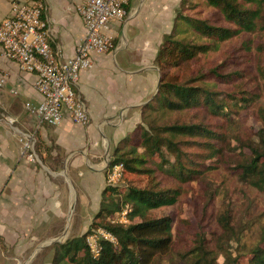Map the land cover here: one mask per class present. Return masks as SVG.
I'll return each mask as SVG.
<instances>
[{
    "label": "trees",
    "instance_id": "16d2710c",
    "mask_svg": "<svg viewBox=\"0 0 264 264\" xmlns=\"http://www.w3.org/2000/svg\"><path fill=\"white\" fill-rule=\"evenodd\" d=\"M155 65L158 90L109 161L123 164L122 182L143 177L145 185H106L89 229L55 244L51 264H164L175 251L174 219L157 213L220 168L264 193V0H181ZM245 116L260 129L242 131ZM126 210L128 223L115 222ZM229 214L219 219L221 234L196 232L184 264H240L245 254L248 264H264V226L246 253L225 249L241 242ZM98 229L114 241L101 237L94 255L87 237Z\"/></svg>",
    "mask_w": 264,
    "mask_h": 264
},
{
    "label": "crops",
    "instance_id": "0c3cea01",
    "mask_svg": "<svg viewBox=\"0 0 264 264\" xmlns=\"http://www.w3.org/2000/svg\"><path fill=\"white\" fill-rule=\"evenodd\" d=\"M13 1L0 0V22L10 16ZM21 1L44 3L53 50L60 59L72 57L85 36L76 8L86 0ZM180 1L146 0L135 16L131 18L130 12L126 21L113 23V41L117 40L120 26L122 30L126 28V40L120 37L114 50L95 55L93 68L82 73L76 87L91 115L90 124H75L66 114L60 126H42L36 132L40 148L34 161L24 154L21 139L36 127L26 104L41 102L35 87L37 76L22 71L16 62L4 57L0 47V74L6 77L0 91V258L19 264L30 249L32 254L39 247H48L57 235L53 233L61 230V216L66 214L54 173L64 167L67 159L73 168L87 165L84 157L75 160L78 153L86 152L96 163L104 157L107 145L114 149L141 122V108L151 101L159 85L155 58L164 35L172 28ZM7 116L16 119V123L10 125ZM94 123L103 139L92 145L89 136L95 132ZM57 148L64 155L62 161L54 155ZM100 163L104 168L107 162L103 159ZM99 173L101 195L106 176Z\"/></svg>",
    "mask_w": 264,
    "mask_h": 264
},
{
    "label": "rangeland",
    "instance_id": "374dc122",
    "mask_svg": "<svg viewBox=\"0 0 264 264\" xmlns=\"http://www.w3.org/2000/svg\"><path fill=\"white\" fill-rule=\"evenodd\" d=\"M131 1L132 9L130 12L132 15L137 10L141 0ZM120 37L126 40V28L122 30V26L118 28V36L117 40H114L113 50L116 48ZM240 123L243 126L242 131L245 129V131H252L254 133L261 127V124L255 118L249 116L243 117ZM93 126L95 132L89 136V141L92 145L98 141L101 143L103 139L96 127V123ZM106 147L107 150L104 157L96 163L89 159L86 152L82 153V155L78 153L75 156V160L84 157L88 166L82 163L79 167L73 168L71 164H68L69 159H67L63 168L61 166V169L55 173L52 171L55 174L53 175L55 183L59 182L63 198L62 207L66 210V214L61 216V230L53 233L57 234L54 238L61 239L62 243L65 241L63 237L67 231L69 219L70 225L67 231V238L80 236L89 229L93 217L98 212L101 201V195L98 194V190L100 189V181L102 179L99 172H102L104 177H107V168H102L105 162L100 164L99 162L105 159L108 164L111 157L109 145ZM36 153L39 155L38 148L36 149ZM54 155L55 157H61V161L64 158V155L59 152V148H57V152ZM233 155L235 156V154ZM50 168L52 170L54 167ZM125 182L128 185L143 187L146 179L128 176ZM125 182L121 181L120 184H124ZM106 185L108 183L105 181L104 187ZM228 211H230L229 216L232 225H234L237 231L241 232V242L238 244L236 241H232L229 245H224V247L228 253L234 256L242 255L246 253L245 249H250L258 242L261 227L264 226V193L242 182L223 168L216 170L202 183L191 184L190 187H187L176 205L164 208L157 213L158 215L172 216L174 219L175 251L163 263L184 264L181 255L194 246L196 232L208 229L217 232L218 235L221 234V220L219 221V219ZM125 215L123 213L118 214L114 220L116 222L128 223L127 215ZM43 244H47V241L41 245ZM54 245L53 243L39 252H36L37 248L32 254V249H30L27 255L25 254L21 257L19 264H51ZM1 249L4 252L7 250L4 246ZM223 254L222 252L218 255L219 263L225 261ZM248 257L246 254L241 256L239 258L240 264H248ZM0 264H14V261L10 262L1 257Z\"/></svg>",
    "mask_w": 264,
    "mask_h": 264
},
{
    "label": "built area",
    "instance_id": "2783aa9c",
    "mask_svg": "<svg viewBox=\"0 0 264 264\" xmlns=\"http://www.w3.org/2000/svg\"><path fill=\"white\" fill-rule=\"evenodd\" d=\"M130 2L86 0L79 5L76 12L83 20L85 36L73 56L67 59H60L50 44L48 24L44 19V3L21 0L12 2L10 16L0 22V47L4 57L16 62L22 71L37 76L35 87L41 97L37 105L26 104L27 110L36 120L35 130L21 139L24 154L29 160L37 159L36 132L42 126H60L66 114L75 124H90L91 115L78 97L76 87L82 73L93 68L94 56L113 50V37L110 34L112 25L126 21L130 15L127 10ZM5 84L6 77L0 74V91ZM6 120L10 125L16 123L12 117L7 116ZM106 165V182L108 185H119L124 178L123 164L112 167L109 163ZM127 213V210L123 212ZM101 237L114 241L104 230H96L87 237L94 255L99 253L98 240Z\"/></svg>",
    "mask_w": 264,
    "mask_h": 264
},
{
    "label": "water",
    "instance_id": "95a60500",
    "mask_svg": "<svg viewBox=\"0 0 264 264\" xmlns=\"http://www.w3.org/2000/svg\"><path fill=\"white\" fill-rule=\"evenodd\" d=\"M143 3H144V0H141L140 5L138 6L137 10L131 15V18H132L135 14H137V13L140 11V9H141ZM157 70H158V69H157ZM158 71H159V70H158ZM157 90H158V89H157ZM106 164H107V163H106ZM71 211H72V210H71ZM69 225H70V219H69V222H68V225H67V228H66L67 231H68ZM67 231H66V233H65V235H64V237H63L64 240L67 239ZM53 243H54V244L62 243V240H61V239H55V240L51 241L49 245H52ZM43 248H44V247H39V248L37 249L36 252H39V251L42 250Z\"/></svg>",
    "mask_w": 264,
    "mask_h": 264
}]
</instances>
